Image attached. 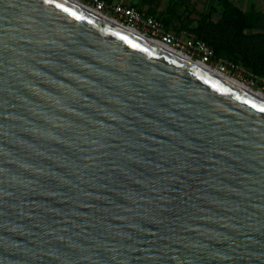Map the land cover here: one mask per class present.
<instances>
[{
	"label": "water",
	"instance_id": "obj_1",
	"mask_svg": "<svg viewBox=\"0 0 264 264\" xmlns=\"http://www.w3.org/2000/svg\"><path fill=\"white\" fill-rule=\"evenodd\" d=\"M264 99L73 0H0V264H264Z\"/></svg>",
	"mask_w": 264,
	"mask_h": 264
},
{
	"label": "trees",
	"instance_id": "obj_2",
	"mask_svg": "<svg viewBox=\"0 0 264 264\" xmlns=\"http://www.w3.org/2000/svg\"><path fill=\"white\" fill-rule=\"evenodd\" d=\"M151 1L148 14L158 17L168 30H185L213 48V59L225 57L245 65L253 76L264 77V32L254 31L261 16L255 7L243 10L231 0H219L221 12L215 18L211 11L198 13L181 0H169L166 9L158 12Z\"/></svg>",
	"mask_w": 264,
	"mask_h": 264
},
{
	"label": "built area",
	"instance_id": "obj_3",
	"mask_svg": "<svg viewBox=\"0 0 264 264\" xmlns=\"http://www.w3.org/2000/svg\"><path fill=\"white\" fill-rule=\"evenodd\" d=\"M88 1L95 11L119 20L123 25L142 32L146 37L161 40L178 50L186 52L193 58L198 55L199 60L208 64L213 60L214 50L208 43L191 35L180 38L172 34L155 15L147 14L126 3L110 2L108 0ZM235 64L227 60L222 64L220 70L226 73L230 67H239V64Z\"/></svg>",
	"mask_w": 264,
	"mask_h": 264
},
{
	"label": "crops",
	"instance_id": "obj_4",
	"mask_svg": "<svg viewBox=\"0 0 264 264\" xmlns=\"http://www.w3.org/2000/svg\"><path fill=\"white\" fill-rule=\"evenodd\" d=\"M114 2H121L133 5L140 9L141 11L148 14V11L151 8V0H113ZM184 2V5H189L190 8L194 11L207 12L211 11L215 18L220 16L221 8L219 6V0H181ZM236 5H238L243 10H248L252 7H255L260 11V21L258 25L254 28L255 32H264V0H231ZM169 3V0H154V6L157 10H163L164 6Z\"/></svg>",
	"mask_w": 264,
	"mask_h": 264
},
{
	"label": "rangeland",
	"instance_id": "obj_5",
	"mask_svg": "<svg viewBox=\"0 0 264 264\" xmlns=\"http://www.w3.org/2000/svg\"><path fill=\"white\" fill-rule=\"evenodd\" d=\"M82 2H84L85 4H89L88 0H80ZM166 9V5L164 6L163 10L164 11ZM158 12H162L161 10H157ZM157 12V13H158ZM172 34L179 36L180 38H186L189 34V32L187 31H181L178 32L177 29L174 28H170L169 30ZM199 56L196 55L195 59H198ZM228 59L225 57L219 58V59H213L209 64L211 66H213L214 68H218L220 69L222 64L227 61ZM229 61V60H228ZM238 64V63H236ZM235 64V65H236ZM226 74L230 75L231 77H236L240 80H242L243 82L247 83L248 85L252 86L253 88H255L256 90H260L264 92V77L262 76H253L252 75V71L247 68L245 65H243L242 63H239V67H230L228 69V71H226Z\"/></svg>",
	"mask_w": 264,
	"mask_h": 264
},
{
	"label": "bare ground",
	"instance_id": "obj_6",
	"mask_svg": "<svg viewBox=\"0 0 264 264\" xmlns=\"http://www.w3.org/2000/svg\"><path fill=\"white\" fill-rule=\"evenodd\" d=\"M75 2H78L84 6H86L87 8L91 9V10H94V8L91 6V5H88V4H85L84 2L80 1V0H73ZM102 14L103 16L107 17V18H110L111 20L115 21L116 23L120 24V25H123V23H121L119 20L115 19V18H112L111 16H107V15H104L103 13H100ZM132 31H134L135 33L137 34H140L142 36H145V34H143L142 32H139L138 30H135V29H132ZM146 37V36H145ZM148 37V36H147ZM153 42H155L156 44L208 69L209 71L245 88L246 90L262 97L264 99V92L263 91H260V90H256L255 88H253L252 86L248 85L247 83L243 82L242 80L236 78V77H231L230 75L224 73L222 70L218 69V68H214L213 66H211L210 64L202 61V60H199V59H195V57H191L189 54H187L186 52H183L182 50H178L177 48H175L174 46H171L161 40H157V39H153V38H150Z\"/></svg>",
	"mask_w": 264,
	"mask_h": 264
},
{
	"label": "snow or ice",
	"instance_id": "obj_7",
	"mask_svg": "<svg viewBox=\"0 0 264 264\" xmlns=\"http://www.w3.org/2000/svg\"><path fill=\"white\" fill-rule=\"evenodd\" d=\"M262 111H264V109H261Z\"/></svg>",
	"mask_w": 264,
	"mask_h": 264
}]
</instances>
